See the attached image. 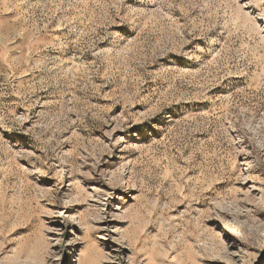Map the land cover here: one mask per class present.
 Masks as SVG:
<instances>
[{
	"label": "rangeland",
	"instance_id": "rangeland-1",
	"mask_svg": "<svg viewBox=\"0 0 264 264\" xmlns=\"http://www.w3.org/2000/svg\"><path fill=\"white\" fill-rule=\"evenodd\" d=\"M0 264H264V0H0Z\"/></svg>",
	"mask_w": 264,
	"mask_h": 264
}]
</instances>
